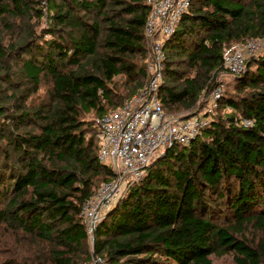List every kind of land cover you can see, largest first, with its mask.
Returning a JSON list of instances; mask_svg holds the SVG:
<instances>
[{
    "label": "trees",
    "instance_id": "1",
    "mask_svg": "<svg viewBox=\"0 0 264 264\" xmlns=\"http://www.w3.org/2000/svg\"><path fill=\"white\" fill-rule=\"evenodd\" d=\"M148 13L146 0H0L11 33L9 44L0 35V227L26 238L23 259L7 262L92 259L82 208L116 177L98 158L96 118L147 78ZM6 17L48 26L38 34L29 25L17 40ZM250 38H264V0H194L166 44L164 110L194 108L225 51ZM47 78L48 97L30 103ZM234 79L219 104L229 113L153 160L100 221L94 249L104 264H212L229 250L239 264H264V52ZM251 225L262 231L257 248L236 237Z\"/></svg>",
    "mask_w": 264,
    "mask_h": 264
},
{
    "label": "built area",
    "instance_id": "2",
    "mask_svg": "<svg viewBox=\"0 0 264 264\" xmlns=\"http://www.w3.org/2000/svg\"><path fill=\"white\" fill-rule=\"evenodd\" d=\"M193 1L146 0L149 13L145 36L152 42L146 82L132 101L97 118L98 158L112 168L116 177L104 182L83 205L82 222L93 243L100 221L131 186L143 180L150 163L169 148L177 144L188 145L199 136L210 125L213 118L210 115L219 107L224 95V85L216 84L207 93L206 113L184 116L166 114L160 98V90L165 84L166 44L181 19L190 12ZM263 52L264 38H250L242 44H234L223 55L222 70L233 78L240 77L247 69L248 60ZM241 124L248 128L253 126L254 120L243 118ZM101 262L98 257L92 264Z\"/></svg>",
    "mask_w": 264,
    "mask_h": 264
},
{
    "label": "rangeland",
    "instance_id": "3",
    "mask_svg": "<svg viewBox=\"0 0 264 264\" xmlns=\"http://www.w3.org/2000/svg\"><path fill=\"white\" fill-rule=\"evenodd\" d=\"M6 21L8 22V24L10 26H13V30H11V32L15 35L17 40L26 34L27 27L29 25L31 26L30 29L35 30L38 34L42 33V29L46 28L48 26V22H47L46 17H43L42 19L35 17L32 20L26 19L24 21L14 20L11 17H6ZM5 24L6 23L4 21L0 20V35L2 36V38H4V43L9 44L10 40H11V36H10L11 33H10V30H8L10 28L5 26ZM45 37L51 38V35L46 34ZM151 47H152V42L150 43L147 41L148 52L146 53V55L143 59V62H145V64H146V70H147L148 64L150 62L149 57H150ZM15 73L16 74L19 73L18 69H15ZM15 79L17 80L16 82L18 83V85H20L21 84L20 79H18V78H15ZM45 80L46 81L42 85L39 93H36L31 97L30 103L36 105L40 101H42L44 99V97L46 96V91L50 87L51 83H50V80L48 78ZM123 80H124V78H123ZM145 82H146V80H144V83ZM235 82H236V80L232 76L227 74L225 71L221 70V72L214 78L212 85L214 87L216 84L222 83L224 85V87H223L224 93L225 92L233 93V92H235ZM144 83H143V85H144ZM127 85H128V83H126V81H123L122 83L118 84V87H119L118 90L121 94L128 89ZM143 85L140 88H142ZM213 87H211V88H213ZM3 88H5V86L0 85V97L2 95L1 90ZM140 88L134 94L128 95L127 97H125L123 99L122 104L129 102V101H132L134 99V97L136 96V94L139 92ZM209 91L210 90H208L206 92V94L201 96L200 100L198 101V103L196 104V106L194 108H188L185 105H178L172 109L165 110V113L170 114V115H175V116H184V115H187L189 113H206V111L208 109L207 93ZM118 107L113 108L111 111L117 109ZM218 108L216 110H214L213 114L210 115L211 117H217L219 115L220 116L226 115L230 111L228 108H226L224 106H222L219 109ZM102 184L103 183H101L96 188V191L100 188V186ZM236 237L240 240L245 241L246 244L250 245L251 247L257 248L258 244L262 238V231L259 228L251 225V226H247L244 229V231L240 235H236ZM25 242H26V238L22 237L21 233L9 231L7 229H4V227H0V264H16V263H13L10 261L7 262V260H9V259L14 260V257H16V256L18 257V259L22 260L23 259V256H22L23 251L22 250L25 248ZM19 250H21V251L18 252ZM86 250L88 251L89 255L92 257V259L86 260L84 262V264H92V262L95 259L94 258L95 249H94V243L89 239L87 241ZM97 259H98V256H97ZM211 259H212V264H239L238 255L236 254V252L234 250H229L225 254H222V255H219V254L212 255ZM101 264H104L103 260H102Z\"/></svg>",
    "mask_w": 264,
    "mask_h": 264
},
{
    "label": "water",
    "instance_id": "4",
    "mask_svg": "<svg viewBox=\"0 0 264 264\" xmlns=\"http://www.w3.org/2000/svg\"><path fill=\"white\" fill-rule=\"evenodd\" d=\"M94 258L97 259V254L96 253H94Z\"/></svg>",
    "mask_w": 264,
    "mask_h": 264
}]
</instances>
